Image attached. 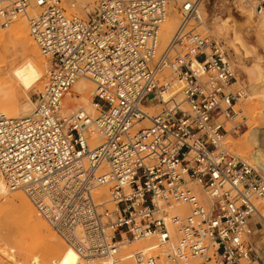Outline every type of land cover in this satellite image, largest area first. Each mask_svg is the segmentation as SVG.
<instances>
[{"label":"built area","instance_id":"built-area-1","mask_svg":"<svg viewBox=\"0 0 264 264\" xmlns=\"http://www.w3.org/2000/svg\"><path fill=\"white\" fill-rule=\"evenodd\" d=\"M204 2L99 0L86 17L67 15L61 0H16L0 9L2 27L27 20L51 63L29 117L0 113V174L10 190L26 194L78 264H157L149 249L122 255L152 239L169 248L172 261L262 264L252 237L264 221L256 205L264 177L223 147L246 119L237 106L247 94L234 88L223 43L196 32ZM244 2L264 16V0ZM171 7L180 23L161 48ZM166 72L182 85L180 99L169 95ZM80 78L95 87L96 117L63 116ZM93 136L100 138L95 147ZM105 186L106 199L99 195Z\"/></svg>","mask_w":264,"mask_h":264},{"label":"rangeland","instance_id":"rangeland-1","mask_svg":"<svg viewBox=\"0 0 264 264\" xmlns=\"http://www.w3.org/2000/svg\"><path fill=\"white\" fill-rule=\"evenodd\" d=\"M14 1L16 0H0V9L8 7ZM89 1L90 0H61V5L65 9L67 15H78L81 17H86L94 11L99 0H91V3ZM241 8H244L245 11H241ZM170 9L172 11V14H174L176 17L178 27L180 18L177 14L176 7H172ZM36 12L37 11H32L31 15L35 14ZM203 14H205L204 23H200V25L197 26V34L204 37L216 39L223 43L224 48L231 61L233 62L236 70L237 83L234 85V88L244 89L247 94V96L242 99L240 104L237 106V109L241 112V116L246 117V119L243 121L241 127L237 129L235 133L231 134L234 142H242L244 134L250 128L249 125L253 126V123H250L252 121L254 122V116L255 119L257 118V122L259 121L258 127L264 126V107L261 111H257L253 114H251L248 111L249 109H247L246 107L248 103L251 104L254 102H260V106L264 105L263 103L261 104L262 100L251 87L250 81V71H253L256 67H259L261 69V78L264 80V31H261V33L263 34V40L262 42H260L256 35L255 27L253 28V26H255L259 22L260 17L249 4L244 2V0H205L204 5L200 9V16H202V19ZM20 19L21 21H25V23L29 26V23L26 19L19 18L17 21H19ZM17 21L13 22L10 26L14 25ZM10 26H0V29L2 28L4 31H6V28L9 29ZM167 43L161 45V48H164ZM0 47L2 48L3 44H0ZM8 49L10 50L9 53L3 52L2 55V60L6 63V66L4 65V63L1 64L2 66L4 65L1 70L5 71L4 74L6 78H8L11 74L12 64L17 62L18 60H21L22 58H33L35 56L32 48L29 45L20 42H15V44L11 46L9 45ZM38 52L43 59L45 58V64H42L44 69L46 70L44 81L35 86H32L29 89L24 90L19 88L17 91L19 104L24 103L25 101L32 102L33 109L34 98L43 87L42 85H44L48 80V71L51 66L49 58L45 57L40 52V50H38ZM165 75L171 81H173V77L169 72H166ZM4 90L5 81L0 80V96L4 94ZM181 90L182 85L173 81V87L169 95L176 96L178 99H180L176 93H180ZM262 99H264V97ZM159 109L160 107L156 106L152 109H149L148 112L151 114H155ZM0 111L2 110L0 109ZM91 115H93V117H96L98 115V112L95 108ZM240 121L241 120L239 117L236 122L239 123ZM223 147L239 158L248 161L254 168L256 167L258 169L259 173H262L264 175V146L263 150L260 152L259 157L251 156V152H249L248 150H245L243 153L238 151L235 146L228 143V139L226 137L223 141ZM0 176L2 177L1 174ZM4 184L5 192L8 194V196H11L19 191L26 196L23 191L10 190L5 182ZM190 187L194 188V185ZM196 191L197 193H199L198 190ZM99 195H102V197H104L105 199L108 198V186L103 187L100 190ZM28 200L30 201L29 198ZM261 200L257 201L256 205L260 214L264 218V209L260 205ZM34 208L38 213V210L35 206ZM38 214L42 218V220H44L40 213ZM257 228L258 229H255L254 235L252 237V242L254 245V251L260 257L262 264H264V221H260V225H258ZM149 244L157 245L154 239L150 240ZM149 244H146V241L131 243L130 245L122 248V255L129 256L134 252L147 250L149 248L147 245ZM261 244L263 245V248L262 250H259L258 245L261 246ZM158 247L148 252L149 254H152L156 257L157 264H182L183 262L185 264H189V262H191L190 264H196L195 261L185 262L172 261L169 259L167 261V255L170 252L169 248H167V246H165L166 248H162L160 246ZM68 248L72 250L70 247ZM0 264H62L58 257L50 255L48 253V247L46 243L30 238L29 228L27 224L22 221V218L14 209H12L7 204H3L2 201H0Z\"/></svg>","mask_w":264,"mask_h":264},{"label":"bare ground","instance_id":"bare-ground-1","mask_svg":"<svg viewBox=\"0 0 264 264\" xmlns=\"http://www.w3.org/2000/svg\"><path fill=\"white\" fill-rule=\"evenodd\" d=\"M241 11H245V9L241 8ZM204 15L205 14H203V19L201 16L202 19L201 24L204 23ZM259 17H260L259 22L255 26H253V28L255 27L256 35L259 41L262 42L263 34L261 33V31H264V16L259 15ZM176 28H177V20L175 15L172 14V11L170 9L163 25L161 26V30L159 34L160 47L161 45H164L170 40ZM1 29H0V44H3V47L2 48L0 47V80L5 81V90L3 91L4 94L0 96V109L2 110L0 111V113H3L10 118L29 117L33 113V103L29 101H25L24 103L19 104L17 91L19 88L24 90L29 89L32 86H35L40 82L44 81L46 70L44 69L42 64L44 63L45 58L43 59L39 54L38 52L39 48L36 45V43L33 42V39L31 38L29 26L25 23V21H21L20 19L14 25L10 26L9 29L6 28L7 29L6 31ZM15 42H20L29 45L32 48V51L34 52L35 56L33 58L30 57L22 58L21 60H18L17 62L12 64L11 74L8 78H6L4 74L5 71L1 70V68L4 65L6 66V63L2 60V55L3 52L9 53L10 51L8 49L9 45L10 46L14 45ZM3 63L4 65L2 66L1 64ZM48 75H49V71H48ZM250 76H251L250 79L251 87L262 100L261 104L262 103L264 104V99H262L264 97V80L261 78L262 76L261 69L259 67H256L253 71H250ZM45 84L42 86L44 87ZM94 89L95 88L91 81H89L86 78H80L65 96L64 99L65 108L63 110V116L70 115L71 113H74L76 111H84L91 115L92 112L94 111V106L92 103V96L94 94ZM176 94L179 98H181V91L180 93L178 92ZM259 103L260 102L258 103L254 102L251 104L248 103L246 107L247 109H249L248 111L251 114H253L257 111H261L262 108L264 107V105L260 106ZM150 115H153V113L152 114L150 113ZM253 120L254 122L252 121L250 123V124L253 123V126L249 125L250 128L244 134L242 142H237V141L234 142L232 135L230 134L227 135L226 138L228 139V143L235 146L238 151L243 153L245 150H248L249 152H251V156L259 157L260 152L263 150V146H264V126H262L263 128L258 127L259 121L257 122V118L255 119V116L253 117ZM93 137L94 138H92L90 141L91 147H95L100 144V138L95 136ZM260 174L264 177L262 173ZM0 201H2L3 204H7L12 209H14L18 213V215L22 218V221L27 224L29 228L30 238H33L34 240L42 241L47 244L48 253L50 255H54L58 257L59 260L62 262V264L79 263V259L75 251L73 249H72L73 251L70 250L68 246H66L65 241L58 236V234L54 231V229L51 226H49V224H47L45 220H42V218L38 214L39 212L37 213L33 204L28 200V198L22 192L19 191L11 196H8V194L5 192V184L1 176H0ZM260 205L264 209V198L261 200ZM182 208L183 207L177 206L174 210L181 211L183 210ZM149 243L150 240H146V244ZM147 246L149 247L147 248L151 251L152 249L158 247L155 244H149ZM258 246H259V250H262L263 245L261 244V246L260 245ZM162 248H166V247L164 246ZM190 263L191 262H189V264Z\"/></svg>","mask_w":264,"mask_h":264}]
</instances>
